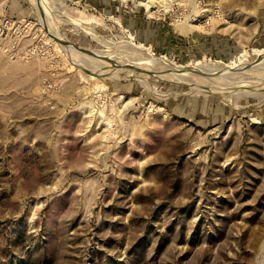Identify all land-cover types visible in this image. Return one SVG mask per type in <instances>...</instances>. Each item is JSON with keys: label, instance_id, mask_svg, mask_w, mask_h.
Segmentation results:
<instances>
[{"label": "rangeland", "instance_id": "obj_1", "mask_svg": "<svg viewBox=\"0 0 264 264\" xmlns=\"http://www.w3.org/2000/svg\"><path fill=\"white\" fill-rule=\"evenodd\" d=\"M146 1L0 0V264H264V66L98 58L252 68L264 0Z\"/></svg>", "mask_w": 264, "mask_h": 264}, {"label": "bare ground", "instance_id": "obj_2", "mask_svg": "<svg viewBox=\"0 0 264 264\" xmlns=\"http://www.w3.org/2000/svg\"><path fill=\"white\" fill-rule=\"evenodd\" d=\"M43 0H35V2H33V3H35V5L37 4V8H39L40 10L39 11H41L42 12V10L45 8V5H44V3L42 2ZM49 6L51 5V3H50V0H44ZM55 1V0H54ZM148 1V0H147ZM146 1V2H147ZM159 1V0H158ZM148 2H150V1H148ZM154 2H156V3H158V4H161V3H159V2H157L156 0L154 1H152V3H153V6H154V4H156V3H154ZM161 2H162V0H161ZM151 3V2H150ZM146 4V3H145ZM51 6H53V5H51ZM150 6V4L149 3H147V5H146V7H149ZM156 6H159V5H156ZM155 6V7H156ZM161 6H163V4H161ZM54 7H55V5H54ZM150 8V7H149ZM151 8H152V4H151ZM157 8H159V7H157ZM42 16V15H41ZM59 17V16H58ZM57 17V18H58ZM61 18V17H60ZM62 18H65V17H62ZM61 20V19H60ZM64 20V19H63ZM69 20V19H68ZM53 21V20H52ZM57 21V20H56ZM50 23V22H49ZM54 23V22H53ZM50 26V25H49ZM48 26V27H49ZM47 27V28H48ZM51 28V27H50ZM79 29V28H78ZM52 31H53V28H52ZM51 30L49 31V32H52ZM52 34H53V37H55V39H57V41H58V43L60 44V47H63V48H65L66 50H68V51H70V52H72V53H75V55H77V53L79 54V53H82V52H79L78 50H74V49H67V48H73V46L72 45H70L71 43L66 39V38H64L63 36H61L57 31H53L52 32ZM51 34V35H52ZM92 37V36H91ZM103 42V41H102ZM125 43H127V42H125ZM123 46H125V45H123ZM134 46V45H133ZM127 47V46H126ZM135 47V46H134ZM141 47V46H140ZM130 50V49H129ZM131 52V51H130ZM129 51H128V53H130ZM98 53H100V52H98V51H92V52H90V55H88V56H79V57H85V59H87V57H89V58H96V56L98 55ZM112 53V52H111ZM124 53V52H123ZM132 53V52H131ZM82 54H84L85 55V53H82ZM114 54V53H113ZM111 55V54H110ZM116 55V54H115ZM115 55H113V56H110L109 57V55L108 56H106V54H101V55H99L98 56V58H102V59H107L108 58V60L107 61H109V63H112V62H115L116 64H119L120 66H129V68L131 67L132 69H137V70H142V71H152V72H154L155 74H158L159 76H172V78L173 79H176L175 77H181V78H183V77H186V80H188V81H191V82H194L193 80H195L196 78H197V82H204L205 80L204 79H206V80H211V81H213V82H217L218 80H220V79H222V81H223V78L225 77H229V75H234V74H239V73H245V72H248V73H246L245 74V76L246 75H250V74H252L253 72V70L255 71L256 69L257 70H261V69H259V68H262L263 66H264V59H260V60H258L257 62H254V63H256V64H254V65H252V68H251V66H250V64H252V62L250 63L249 61L247 62H244V61H240V62H235V63H233L231 66H229V67H223L222 65H220V64H218V63H211V64H197V65H193V66H179V65H175L174 63H172V62H170V61H166V59L165 58H162V59H157L156 57H154V56H152V57H149L148 56V58H146V57H143V58H140V60H137V61H131V60H129V59H126V58H122L121 60H115L114 58H112V57H114ZM126 55V54H125ZM131 55H133V54H131ZM128 56H129V54H128ZM138 56V55H137ZM136 56V53H135V55H134V57H137ZM131 57V56H130ZM133 57V58H134ZM132 58V59H133ZM264 58V57H263ZM110 59L111 60H113V61H110ZM84 60V59H83ZM134 60V59H133ZM246 66H250V68H248V69H245V67ZM186 67H188V69L186 68ZM254 68H256V69H254ZM256 70V71H257ZM141 71V72H142ZM262 71V70H261ZM264 71V70H263ZM252 72V73H251ZM197 73H206V75L207 76H204V77H201L199 74H197ZM218 73H221V74H218ZM151 74V73H150ZM214 74H216V76H214ZM218 74V75H217ZM256 74V73H255ZM158 76V77H159ZM256 76V75H255ZM192 77H196V78H192ZM199 77V78H198ZM243 78V77H242ZM246 78H252V77H246ZM254 78V77H253ZM214 79V80H213ZM229 79V78H228ZM232 80V79H231ZM249 81V80H248ZM218 82H220V81H218ZM181 83V82H180ZM196 83V82H195ZM221 83H223V82H221ZM220 83V84H221ZM245 83V82H244ZM192 84V83H191ZM220 84H218V86H220ZM199 85V84H198ZM205 86V85H204ZM209 86V85H208ZM211 86H213L212 84H211ZM211 86H209V87H211ZM235 86V85H234ZM245 86V85H244ZM198 87V86H197ZM213 88H218L217 87V84H216V87H213ZM210 89V88H209ZM208 91H211V90H208ZM215 91V90H214Z\"/></svg>", "mask_w": 264, "mask_h": 264}, {"label": "water", "instance_id": "obj_3", "mask_svg": "<svg viewBox=\"0 0 264 264\" xmlns=\"http://www.w3.org/2000/svg\"><path fill=\"white\" fill-rule=\"evenodd\" d=\"M57 40V39H56ZM77 47V46H75ZM81 52L83 53H89L90 51L86 50V49H83V48H80V47H77Z\"/></svg>", "mask_w": 264, "mask_h": 264}]
</instances>
